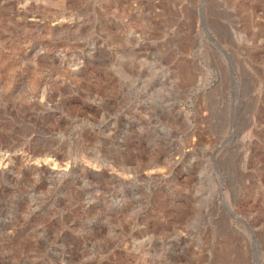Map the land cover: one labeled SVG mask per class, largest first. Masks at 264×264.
<instances>
[{"label": "rangeland", "instance_id": "rangeland-1", "mask_svg": "<svg viewBox=\"0 0 264 264\" xmlns=\"http://www.w3.org/2000/svg\"><path fill=\"white\" fill-rule=\"evenodd\" d=\"M0 264H264V0H0Z\"/></svg>", "mask_w": 264, "mask_h": 264}, {"label": "bare ground", "instance_id": "bare-ground-1", "mask_svg": "<svg viewBox=\"0 0 264 264\" xmlns=\"http://www.w3.org/2000/svg\"><path fill=\"white\" fill-rule=\"evenodd\" d=\"M26 4V3H25ZM23 8V7H22ZM173 8V7H172ZM176 8V7H175ZM177 9V8H176ZM15 10V9H14ZM16 11V10H15ZM14 11V12H15ZM16 13V12H15ZM176 20H178V19H176ZM59 26V24H57V27ZM56 27V26H55ZM10 139V138H9ZM232 234V233H231ZM231 236V235H230ZM231 249V248H230Z\"/></svg>", "mask_w": 264, "mask_h": 264}]
</instances>
